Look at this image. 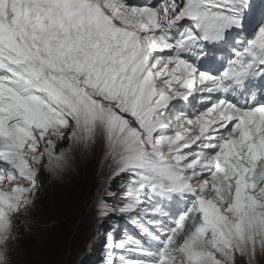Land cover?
Returning a JSON list of instances; mask_svg holds the SVG:
<instances>
[{
    "label": "snow or ice",
    "instance_id": "1",
    "mask_svg": "<svg viewBox=\"0 0 264 264\" xmlns=\"http://www.w3.org/2000/svg\"><path fill=\"white\" fill-rule=\"evenodd\" d=\"M97 153L123 183L98 220L136 229L105 264H258L264 0H0V264L40 174Z\"/></svg>",
    "mask_w": 264,
    "mask_h": 264
},
{
    "label": "rangeland",
    "instance_id": "2",
    "mask_svg": "<svg viewBox=\"0 0 264 264\" xmlns=\"http://www.w3.org/2000/svg\"><path fill=\"white\" fill-rule=\"evenodd\" d=\"M105 167L97 153L78 159L74 168L59 179L40 174L35 203L26 220L28 225L18 232L20 238L13 264H66L60 252L74 240V235L69 240L70 233L82 230L83 223L89 221L88 192ZM107 170L110 171L108 167ZM75 257L76 253L71 252L68 259L73 262ZM258 264H264V258H259Z\"/></svg>",
    "mask_w": 264,
    "mask_h": 264
},
{
    "label": "trees",
    "instance_id": "3",
    "mask_svg": "<svg viewBox=\"0 0 264 264\" xmlns=\"http://www.w3.org/2000/svg\"><path fill=\"white\" fill-rule=\"evenodd\" d=\"M91 190H92V188H91Z\"/></svg>",
    "mask_w": 264,
    "mask_h": 264
}]
</instances>
